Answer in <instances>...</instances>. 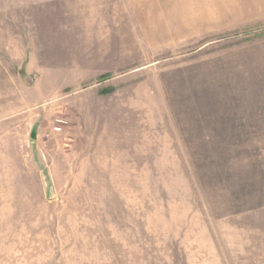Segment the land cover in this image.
I'll list each match as a JSON object with an SVG mask.
<instances>
[{
    "label": "rangeland",
    "instance_id": "1",
    "mask_svg": "<svg viewBox=\"0 0 264 264\" xmlns=\"http://www.w3.org/2000/svg\"><path fill=\"white\" fill-rule=\"evenodd\" d=\"M242 1L0 0V264H264Z\"/></svg>",
    "mask_w": 264,
    "mask_h": 264
},
{
    "label": "crops",
    "instance_id": "2",
    "mask_svg": "<svg viewBox=\"0 0 264 264\" xmlns=\"http://www.w3.org/2000/svg\"><path fill=\"white\" fill-rule=\"evenodd\" d=\"M241 3V1H239ZM243 4L239 5L240 9L246 11L242 12V18L254 22H261L264 20V0H245Z\"/></svg>",
    "mask_w": 264,
    "mask_h": 264
},
{
    "label": "water",
    "instance_id": "3",
    "mask_svg": "<svg viewBox=\"0 0 264 264\" xmlns=\"http://www.w3.org/2000/svg\"><path fill=\"white\" fill-rule=\"evenodd\" d=\"M37 129H38V125H35V126L33 127L32 133H31V138H32L33 140H36V139H37Z\"/></svg>",
    "mask_w": 264,
    "mask_h": 264
},
{
    "label": "built area",
    "instance_id": "4",
    "mask_svg": "<svg viewBox=\"0 0 264 264\" xmlns=\"http://www.w3.org/2000/svg\"><path fill=\"white\" fill-rule=\"evenodd\" d=\"M60 130V129H59Z\"/></svg>",
    "mask_w": 264,
    "mask_h": 264
}]
</instances>
